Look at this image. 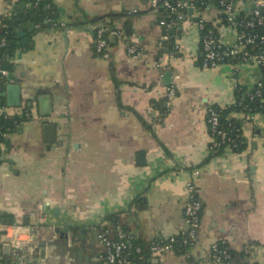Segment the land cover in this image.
Segmentation results:
<instances>
[{
	"label": "crops",
	"instance_id": "obj_1",
	"mask_svg": "<svg viewBox=\"0 0 264 264\" xmlns=\"http://www.w3.org/2000/svg\"><path fill=\"white\" fill-rule=\"evenodd\" d=\"M151 1L51 0L48 17L28 0H0V24L14 21L4 56L12 79L0 92L14 84L9 95L19 98L8 106L0 95V113L27 116L1 142L0 214L29 230L20 248L1 247L2 264H101L102 230L144 246L177 235L187 182L202 202L194 243L181 253L147 251L135 264H209L212 243L235 254L230 264H264V93L253 120L228 114L241 150L212 155L206 123L209 105L233 104L236 88H255L263 71L242 61L200 65L195 18L234 38L213 3L168 25ZM102 26L121 34H108L98 53L94 29Z\"/></svg>",
	"mask_w": 264,
	"mask_h": 264
},
{
	"label": "built area",
	"instance_id": "obj_2",
	"mask_svg": "<svg viewBox=\"0 0 264 264\" xmlns=\"http://www.w3.org/2000/svg\"><path fill=\"white\" fill-rule=\"evenodd\" d=\"M39 1L36 0V3ZM206 3L216 5L218 12L217 23L232 28L235 33L232 40L222 38L217 30L216 23L212 24L215 29V32H213V27H206L205 20L199 18L196 21V26L200 39V65L203 68H209L223 63L235 64L241 61L254 64L263 71V77L257 82L255 89V93L259 94L260 89L264 88V0H152L151 6L158 10L162 8L167 11L169 16L175 15L180 19L189 7L202 6ZM57 24L53 23V25ZM167 24L173 25L175 22L171 21ZM104 32L105 27L103 26L94 29V48L98 53L103 52L109 43V36L105 35ZM120 34L118 29L109 31V35ZM4 43L5 39L3 37L0 39V45H4ZM128 51L132 54L136 53V45L130 43ZM7 74L8 69L0 60V80L5 78ZM167 94L172 96L173 89H169ZM238 105H240L239 110L237 109L235 112L241 113L249 120L255 118V113L247 105H242L240 102ZM242 109L247 110L243 111ZM2 113H4V117L12 114L18 116L23 114L22 111L12 114ZM28 113V110H25L24 114L27 115ZM218 121L217 111L209 105L206 108V123L208 130H211L210 152L216 146L229 140L226 131L218 128ZM212 135H216V141H213ZM196 172L197 170L195 169L194 173ZM186 188L188 190V199L183 207L184 227L177 235L166 239H156L151 241L148 246L142 247L141 245L131 244L122 233H119L116 238H112L106 230H103L99 233V239L103 244L101 264H135L136 260L142 257L144 249L152 252L171 250L177 241L186 248L190 247L195 241L200 224L202 202L195 195L192 182H187ZM28 236L29 230L20 221H0V244L2 246L8 244L12 248H20ZM210 250L211 260L209 264H230V261L223 262V259L229 258V254L225 250L219 251L218 243H212ZM245 250L248 251L246 247Z\"/></svg>",
	"mask_w": 264,
	"mask_h": 264
},
{
	"label": "trees",
	"instance_id": "obj_3",
	"mask_svg": "<svg viewBox=\"0 0 264 264\" xmlns=\"http://www.w3.org/2000/svg\"><path fill=\"white\" fill-rule=\"evenodd\" d=\"M31 3V10L37 11L40 15H47L48 17H51V9H50V3L51 0H40L38 3H36V0H28ZM47 5L48 8L44 9V6ZM198 5V3H197ZM160 13H162L163 20L165 23H169L171 21H174L175 23H178V21L181 19H178L175 15H168L167 11L160 8ZM199 17L195 18V21H197ZM206 27L212 28L213 25L210 21H205ZM14 24V21L7 19L6 17L1 20V30H0V39L4 37L5 43L4 45H0V60L3 63V65L8 68V65L6 64L5 55L6 52L9 51V48L11 47V39L13 37V31L12 28H9V26H12ZM105 27V35L108 36L110 30H114V28L111 27V29L107 26ZM213 32H215L214 27L212 28ZM14 44V43H13ZM5 82V78L0 80V88L3 86V83ZM255 88L252 89H246L245 87H237L235 90V102L231 105L220 107L217 105H211L218 113V128L226 131V135L228 137V141L226 143L221 144L219 146H216L215 149L212 150V155L215 153H218L224 146H229L233 150H241L244 147V138L241 135L240 127L237 124V121L233 119L232 117H229L228 114L232 110H239L240 105L239 102L242 105H247V107L250 110H255L258 107V103L256 99L259 97L261 93H264V88L260 89L259 95L255 93ZM247 108V109H248ZM247 109H242L243 111H246ZM27 119V116H18L16 114L7 115L4 117V113L0 114V141H5L7 134L16 131L20 128L23 121ZM208 127V126H207ZM209 133H211V130L209 129ZM213 141L217 140L216 135H212ZM0 221L8 222L9 220L6 218L5 214H0ZM12 219H10V222ZM103 231V230H102ZM131 244H137L144 247L145 244L142 242L135 240L134 238H128L126 237ZM2 244H0V264L4 263L5 261V255L2 254L1 251ZM184 246L181 245L179 241H177L174 245V250L177 252H184L185 251ZM218 250L223 251L225 250L229 254L228 259H223V262L230 261L232 257H234V253L231 252V250L226 246V244L218 243ZM147 252V249H144L142 251V256Z\"/></svg>",
	"mask_w": 264,
	"mask_h": 264
},
{
	"label": "water",
	"instance_id": "obj_4",
	"mask_svg": "<svg viewBox=\"0 0 264 264\" xmlns=\"http://www.w3.org/2000/svg\"><path fill=\"white\" fill-rule=\"evenodd\" d=\"M188 10H189V12H191L192 11L191 7H189ZM20 17H21V15L19 14L18 18H17V22L19 21ZM31 25H32V23H31ZM165 26H167V25H165ZM9 28H11V26H9ZM20 29H21V25H18V27H17L18 31H16V32H18L19 35H23V32L20 31ZM25 40H27V39H23L21 41V44H23L25 42ZM16 44H19V43H16ZM7 78L9 80H11L12 79V73H8ZM11 89H17V87L14 84L6 85L5 92H3V91L0 92V95L2 96V95L7 93V96H8L7 97L8 98L7 105L8 106H18L19 105V98H18L17 94L12 95V96L9 95L11 92ZM50 112H51V110L40 109L39 114H41L42 116H47L50 114ZM55 126L56 125L54 123H46V125H44V127L47 129V131L49 130L51 132H53L55 130ZM3 247L6 248V250H10V246L8 244L3 245Z\"/></svg>",
	"mask_w": 264,
	"mask_h": 264
}]
</instances>
